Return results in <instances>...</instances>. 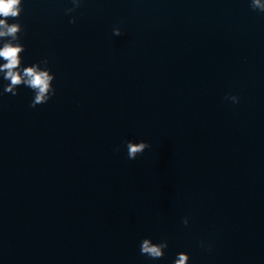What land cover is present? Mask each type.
Returning a JSON list of instances; mask_svg holds the SVG:
<instances>
[{
  "label": "water",
  "instance_id": "1",
  "mask_svg": "<svg viewBox=\"0 0 264 264\" xmlns=\"http://www.w3.org/2000/svg\"><path fill=\"white\" fill-rule=\"evenodd\" d=\"M72 7L23 0L18 18L22 63L47 58L55 96L32 108L0 74V264H264V13ZM128 140L151 147L130 160ZM144 238L167 239L162 259L141 255Z\"/></svg>",
  "mask_w": 264,
  "mask_h": 264
},
{
  "label": "clouds",
  "instance_id": "2",
  "mask_svg": "<svg viewBox=\"0 0 264 264\" xmlns=\"http://www.w3.org/2000/svg\"><path fill=\"white\" fill-rule=\"evenodd\" d=\"M73 7L66 9L67 13L75 12L80 7L82 0H71ZM250 7L253 11L264 13V0H250ZM23 8V0H0V60L4 62L0 64V74H3V80L8 81L4 85L3 93H10L13 96L18 94L20 86L29 88L33 93L30 107L35 108L38 105L47 103L56 94L53 86L55 74L47 67L49 61L47 58L42 59L38 63L24 66L22 63V54L25 46L21 43L20 34L24 31L23 25L18 22ZM17 20V22L9 23L8 21ZM70 23H75L76 18L73 16ZM115 36L122 35L119 27L113 29ZM43 65V67L41 66ZM232 103H239V97L228 94L225 97ZM127 148V157L135 160L145 150L151 147L147 141L135 142L128 140L125 142ZM119 151V148L116 149ZM184 225H188L187 217L183 219ZM203 246V244H202ZM168 247L167 239H162L158 243H154L150 238H144L141 241L140 252L152 260L162 259L165 255V249ZM190 256L187 252H179L173 264H189Z\"/></svg>",
  "mask_w": 264,
  "mask_h": 264
}]
</instances>
